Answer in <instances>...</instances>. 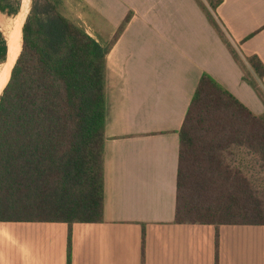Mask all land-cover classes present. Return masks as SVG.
<instances>
[{
  "label": "crops",
  "instance_id": "1",
  "mask_svg": "<svg viewBox=\"0 0 264 264\" xmlns=\"http://www.w3.org/2000/svg\"><path fill=\"white\" fill-rule=\"evenodd\" d=\"M79 1L103 49L131 19L107 55L104 221L73 226L71 264H264V226L175 223L180 130L202 76L255 115L264 77L198 0ZM215 17L264 65V0H223ZM68 238L65 223H0V264H69Z\"/></svg>",
  "mask_w": 264,
  "mask_h": 264
},
{
  "label": "trees",
  "instance_id": "2",
  "mask_svg": "<svg viewBox=\"0 0 264 264\" xmlns=\"http://www.w3.org/2000/svg\"><path fill=\"white\" fill-rule=\"evenodd\" d=\"M45 1L49 21L33 6L22 31L24 0L22 34L7 41L0 27V66L12 60L0 74V223L67 224L71 264L73 226L104 221L107 55L131 15L103 49L60 12L59 0ZM206 2L199 3L240 62L215 17L223 0ZM0 11L16 16L17 0H0ZM249 62L263 79L261 61ZM175 223L264 226V114L208 74L180 130Z\"/></svg>",
  "mask_w": 264,
  "mask_h": 264
},
{
  "label": "rangeland",
  "instance_id": "3",
  "mask_svg": "<svg viewBox=\"0 0 264 264\" xmlns=\"http://www.w3.org/2000/svg\"><path fill=\"white\" fill-rule=\"evenodd\" d=\"M198 1L202 4H205L203 0H198ZM206 4H207V2H206ZM33 6H35L38 9V11H40L41 18L44 22H47L52 18V12L49 10L48 4L46 3L45 0H28L27 12L25 13V15H23L22 31H23L25 23L28 20L29 14H30ZM23 7H24V0H17L18 12H17L16 16L10 17L6 14H3L0 11V27H1L5 37L7 39V41L9 39H11L17 31L18 17L22 15ZM86 9H87L86 6L79 0H59L60 12L64 16L70 18L71 20H73L74 22H76L77 24L82 26L84 29H87V25L85 23V21H86ZM219 26L221 28L222 33L228 38L227 32L225 31L223 26L221 24H219ZM21 34H22V32H21ZM21 48H22V46L20 47V49ZM239 56H240V62L241 63L247 61L250 64L249 58L242 57L241 55H239ZM7 65H8V63L3 65V66H0V74H2L3 72H5L7 70ZM250 66H251V64H250ZM1 80L2 79L0 77V81Z\"/></svg>",
  "mask_w": 264,
  "mask_h": 264
},
{
  "label": "bare ground",
  "instance_id": "4",
  "mask_svg": "<svg viewBox=\"0 0 264 264\" xmlns=\"http://www.w3.org/2000/svg\"><path fill=\"white\" fill-rule=\"evenodd\" d=\"M17 30H19L20 32H22L18 26H17ZM19 55H20V53H19ZM19 55H18V56H19ZM11 61H12V60H11ZM11 61H10V62H11ZM10 62H9V63H10ZM9 63H8V64H9Z\"/></svg>",
  "mask_w": 264,
  "mask_h": 264
}]
</instances>
